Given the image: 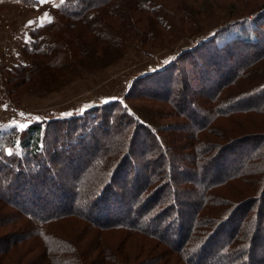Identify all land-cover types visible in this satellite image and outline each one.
<instances>
[{
    "label": "trees",
    "instance_id": "trees-1",
    "mask_svg": "<svg viewBox=\"0 0 264 264\" xmlns=\"http://www.w3.org/2000/svg\"><path fill=\"white\" fill-rule=\"evenodd\" d=\"M161 2L165 0L59 3L51 22L30 32L23 52L31 64L0 67L4 94L18 97L10 84L26 81L25 91H46L61 87L64 78L70 81L80 68H103L98 54L102 39L116 34L113 39L120 41L128 31L124 9L129 7L141 30L144 19L146 26L158 28L165 18ZM256 4L245 15L232 7L230 15L238 18L182 50L163 69L138 78L123 100L97 110L101 122L93 124L85 116L67 120L70 145L60 146L61 151L59 132L56 127L51 131L48 121L22 131L0 128V206L18 208L17 217L24 222L21 232L0 235V256L29 241L38 264H86V256L95 252L97 264H264V130L252 131L236 119L234 129L215 127L214 136L209 132L220 118L264 116V0ZM156 12L157 19L144 16ZM201 32L187 29L183 35ZM79 40L94 53L84 56ZM48 53L50 60L44 59ZM159 77L166 79L155 82L159 89L152 96L167 102L176 94L184 122L155 123L131 103L147 93L138 88L141 81ZM191 88L200 93L202 107ZM207 95L210 104H204ZM70 151L76 161L67 164L63 157ZM67 173L73 178L69 183ZM83 199L89 200L88 208L77 206ZM88 230L99 232L91 244ZM108 232L125 236L112 243L101 238ZM135 237L145 243L129 246Z\"/></svg>",
    "mask_w": 264,
    "mask_h": 264
},
{
    "label": "rangeland",
    "instance_id": "rangeland-1",
    "mask_svg": "<svg viewBox=\"0 0 264 264\" xmlns=\"http://www.w3.org/2000/svg\"><path fill=\"white\" fill-rule=\"evenodd\" d=\"M204 1L205 0H165V2L157 3L162 6L163 11L161 12L164 13L165 16L164 25L160 24L158 28L157 26L156 28L155 26L148 27L145 25L148 23V19H144L142 23L144 26H141L142 30L139 24L130 18L128 12L129 7L124 9L123 12H126V14H124L127 22L126 26L129 28L132 27V29L129 30V28H127L128 31L125 30L126 32H124V36L120 38V41L117 38L113 39L116 37V34L112 36V39L108 37L102 39L101 45H103V49L101 54H98L102 63L106 65L101 69L99 68L93 71L80 68V71L76 73L70 81L64 78L66 81L61 84V87L52 88L50 86L46 91H41L39 89L25 91L26 81H24L18 87H15V84H10L13 89H17L18 91V97H11L10 95L6 96L4 94V86L1 84L0 80V128L3 130L14 128V130L22 131L34 122L48 121L46 124L50 127L51 131L54 132L53 128L56 127L59 132V136L56 138V144L59 146V150L60 146L66 147L67 144L69 146L70 137L65 132L70 123L67 122V120L69 121L76 117L85 116L88 117L89 121L93 124H96L95 121H97V123L101 122L102 114L97 110L104 105L109 106L113 102L123 100L130 87L138 78L147 73L163 69L172 62L182 50L196 46L200 40L209 35L211 31L213 32L219 26L226 25L230 20L238 18V14H235L237 16H235V18L230 15L232 7H237V10L239 12L243 11V15H245L255 11L256 8L254 6L262 0ZM240 2L245 4L240 5ZM204 3L206 4L205 6ZM58 4L59 0H49L48 3H39L34 6H24L19 2L0 1V67L3 66L10 69L16 65L25 66L31 64L23 52L25 45L30 40V32L32 29L48 21L47 18H44L45 13L48 14V17L53 19L57 14ZM158 13L160 12H156L153 15L144 13V16L154 20L155 18L157 19ZM116 22H120V20L117 19ZM170 26L171 28H169ZM197 28H200L202 32L195 36H190V38H186L185 35H183L187 34V29L196 30ZM141 38H143V41ZM15 41H19L20 43L23 42V45ZM77 44L78 48L83 50L84 56L87 57V54L94 53L91 47L85 44V41L79 40ZM10 49H14L15 51L13 50V53L16 55L14 56L15 61H11L16 64L11 66H9L7 58L5 59V53ZM45 58L50 60L53 58V55L51 56V53H48L44 56V59ZM92 67H94L92 69L96 68L94 64ZM260 67L263 70L262 73L264 76V62L260 64ZM159 78L162 79L150 78L141 81L138 88L143 87L146 89L147 93H143V95L141 94L137 98H132L131 103L150 118L152 117L151 119L155 123L166 126L167 122H184L185 118L183 116L185 115L182 113L184 109L175 105L178 102L175 98L176 94H170L167 102L164 97L160 99L161 97L152 96V94L157 95V90L159 89L155 82L161 81L162 83V81L166 79V77ZM151 87H153L154 90L151 89ZM191 89H189V91ZM138 92L140 91L138 90ZM241 93L243 92H240L238 95ZM191 94L194 98H198L200 95V93L195 92L194 89H192ZM207 96L208 97H203V101H205L204 104L208 101L210 104V100H208L209 95ZM196 102L202 107L199 98ZM96 106H98V108L93 110ZM176 108L178 111H176ZM92 110L94 111L93 114L87 115ZM21 113H23V115H21ZM94 115H97V118H93ZM233 119L232 117L218 119L212 125L213 128L211 131H209L212 133L211 136L218 133L215 132V130H217L215 127H218V129H221V127L225 129H234L236 126H233L234 121H238L236 119L241 120V122L245 124L248 123L249 129L251 128L252 131L264 130V116H261V114H240ZM83 123L88 124V122L85 121H83ZM23 125L27 126L22 127ZM252 131L250 133H252ZM162 135L165 137L164 139L166 141V133L162 132L161 136ZM60 139L61 142H59ZM86 143L89 142L86 140ZM75 145H77V143L72 146ZM249 151L250 149H247L246 153L248 154ZM62 153L64 154V152ZM63 159L66 160L67 164H71V162L76 161V156L70 151V154L68 156L65 155ZM176 161H180V157H177ZM61 166L62 164L58 165V171H56L57 175L62 172L61 170L63 167ZM59 169L61 170L59 171ZM128 170L132 173L135 171L132 166H130ZM75 171H77V169ZM125 171L128 173L127 169H125ZM66 175L68 176L67 179L64 178L69 183L73 178L70 176V173ZM6 201L5 203H7ZM78 202L79 204L77 206L79 207L82 205V208L89 207V200L83 199ZM6 205L7 207L4 205V208L0 206V235L2 236L21 232L22 224H24L22 219L17 217V210L19 209L10 207L8 203ZM77 206L76 208H78ZM79 227L81 228V226H77L76 229H79ZM78 233H80V231ZM98 233L99 232L96 230H88L87 244H91L93 241L95 242ZM103 236L108 237L110 242L117 243L123 240L125 235L118 232H114L113 234L108 232L105 235L102 234L101 238H103ZM141 239V237L132 238L128 244L129 246L132 242L144 244L145 242ZM77 242L79 243V241ZM80 246L84 247L83 249H87V246H84L83 243H81ZM35 254L36 249L32 248L31 242L24 241L18 245L16 244L11 253L6 252L4 256H0V264H38ZM86 257V264H97L98 257L96 258L97 260H94L96 252L95 256H91L90 254Z\"/></svg>",
    "mask_w": 264,
    "mask_h": 264
},
{
    "label": "crops",
    "instance_id": "crops-1",
    "mask_svg": "<svg viewBox=\"0 0 264 264\" xmlns=\"http://www.w3.org/2000/svg\"><path fill=\"white\" fill-rule=\"evenodd\" d=\"M15 42H18L20 45H23V42L22 43H20L19 41H15ZM13 48V47H12ZM13 50L14 49H10L7 53H5V59L7 58V60H8V63H9V66H11V65H15L16 63L15 62H11V61H15L14 60V56H16L15 55V53H13ZM15 51V50H14ZM18 51V50H17ZM22 59V58H21Z\"/></svg>",
    "mask_w": 264,
    "mask_h": 264
},
{
    "label": "snow or ice",
    "instance_id": "snow-or-ice-1",
    "mask_svg": "<svg viewBox=\"0 0 264 264\" xmlns=\"http://www.w3.org/2000/svg\"><path fill=\"white\" fill-rule=\"evenodd\" d=\"M39 2H40L41 4H44V3H48L49 0H39ZM64 2H65V0H59V3H60V4H63ZM44 18H47L49 23L51 22V18L48 17V14H47V13L44 14ZM42 19H43V18H42ZM21 115H23V113H21ZM26 126H27V125H23L22 127H26ZM9 154H11V153H9Z\"/></svg>",
    "mask_w": 264,
    "mask_h": 264
}]
</instances>
